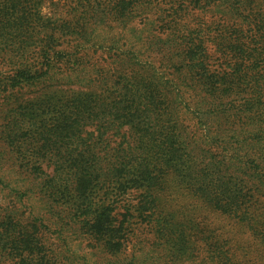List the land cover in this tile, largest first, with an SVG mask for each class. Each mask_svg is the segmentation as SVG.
<instances>
[{
    "label": "trees",
    "instance_id": "obj_1",
    "mask_svg": "<svg viewBox=\"0 0 264 264\" xmlns=\"http://www.w3.org/2000/svg\"><path fill=\"white\" fill-rule=\"evenodd\" d=\"M39 2L0 0V68L6 67L0 75L7 74L0 79V101L14 105L28 88H39V101L65 86L68 100L44 109L50 122L35 128L32 151L39 164L19 166L8 188L14 199L0 205V264H59L46 236L51 223L40 212H27L28 194L67 215L68 222L59 217L56 225L71 222L113 253L112 247L129 241L134 219L146 212L152 222V216H165L158 195L177 168L196 164L197 151L206 164L195 171L194 193L224 188L207 198L259 233L264 264V42L250 50L239 39L228 43L233 68L221 73L210 68L203 42L149 38L150 49L169 51L176 81L154 61L124 52L113 69L89 66L90 42L72 33V46L59 48L55 42L62 38L41 22ZM180 80L189 84L181 86ZM186 95L193 103L186 104ZM186 116L196 122V131L188 130ZM137 191L142 195L135 217L124 202ZM169 218L157 222L163 240L176 227ZM225 262L232 264L227 257Z\"/></svg>",
    "mask_w": 264,
    "mask_h": 264
},
{
    "label": "rangeland",
    "instance_id": "obj_2",
    "mask_svg": "<svg viewBox=\"0 0 264 264\" xmlns=\"http://www.w3.org/2000/svg\"><path fill=\"white\" fill-rule=\"evenodd\" d=\"M38 12L41 22L54 28L57 38H62L55 42L59 48L69 49L72 46L68 45L75 38L70 36L72 33H78L80 38L90 42L86 44L88 49L91 48L86 51L92 58L89 66L113 69L118 63L116 56L124 52L143 61H154L160 72L175 78V81L177 77L172 75L169 51L160 54L157 49H150L149 38L175 40L187 37L190 44L203 42L210 68L221 73L231 72L233 68L229 64L233 54L226 47L228 43L239 39L246 44L245 50H250L264 42V0H40ZM113 18L116 21H111ZM0 70L6 71V67ZM6 76L3 73L0 79ZM187 84L180 80L179 85ZM66 89L67 86L56 94L49 91L43 94L47 98L37 101L39 88H28L22 90L23 96L14 105L0 101L1 206H8L14 199L8 188L19 166L39 164L37 159L35 163L32 155L37 148L35 128L50 122L51 117L44 109L49 105L60 108L63 106L61 103L68 100L64 93ZM186 100V104L193 103L189 98ZM36 114L38 117H35ZM184 124L189 131H196L193 119L187 117ZM197 133V138L203 135L200 130ZM212 152L218 154L215 149ZM25 155L28 157L25 158ZM193 156L196 164L177 168L179 173L168 178L158 195L157 204L165 216L151 215L155 220L152 222L150 212H146L144 218L134 219L129 241L117 250L112 247L113 253L105 251L102 244L97 245L91 237H86L84 231L71 228V222L64 228L56 225L59 217L68 222L67 215L58 209H46L37 195L24 197L27 212L32 210L36 215L40 212L51 223L46 236L59 264H106L105 260H117L119 264L134 261L135 264L136 260L147 257L148 264H226V257L232 264H261L263 245L259 233L236 215L228 213L227 209L217 208L207 198L209 194L215 197V192L219 190L224 192V188L216 187L199 195L194 193L197 168H204L206 163L202 162L199 151ZM48 163V159L43 161L44 166ZM21 179L19 176V181ZM33 182L38 183V180ZM23 184L31 186L28 181ZM141 195L140 191L131 192L125 198L124 204L132 210L131 214L135 213ZM122 212L119 211V214ZM157 212L162 211L159 209ZM137 215L134 214L135 217ZM167 217L176 227L163 240L158 234L157 222L162 225ZM181 227L184 234L179 233Z\"/></svg>",
    "mask_w": 264,
    "mask_h": 264
}]
</instances>
